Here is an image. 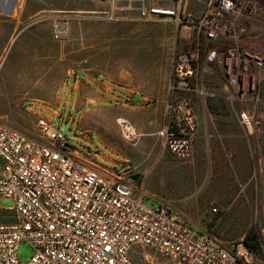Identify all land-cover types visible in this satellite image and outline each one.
I'll return each mask as SVG.
<instances>
[{"label":"built area","instance_id":"2783aa9c","mask_svg":"<svg viewBox=\"0 0 264 264\" xmlns=\"http://www.w3.org/2000/svg\"><path fill=\"white\" fill-rule=\"evenodd\" d=\"M91 1L106 6L93 11L102 19L116 20L124 11L123 0ZM137 10L140 19L180 24L192 46L172 65L169 123L161 132L172 155L190 160L191 95L200 92L194 79L219 68L236 99L264 83V0H206L197 10L187 0H142ZM53 35L59 39L63 31L56 25ZM121 129L135 135L126 120ZM135 175L127 163L102 164L90 146L70 143L43 119L32 136L0 117V264H136L135 247L151 250L149 264H161L160 257L167 264H264V228L253 244L244 237L227 244L190 227L168 203L146 204ZM3 199L12 205L2 207ZM21 242L33 249L26 261L16 254Z\"/></svg>","mask_w":264,"mask_h":264},{"label":"crops","instance_id":"0c3cea01","mask_svg":"<svg viewBox=\"0 0 264 264\" xmlns=\"http://www.w3.org/2000/svg\"><path fill=\"white\" fill-rule=\"evenodd\" d=\"M80 1L84 0H0V81L9 82V89L29 90V83L52 80V67L58 70L56 77L64 81L59 100L47 103L38 111L50 121V127L51 118L60 112L73 117L88 107L104 106L113 99L127 105L125 96L113 90L103 78L102 84L99 83L100 78L92 76L88 68L68 71L66 57L53 35L54 26L64 30V20L89 13ZM120 5L126 13L130 2L123 0ZM194 85L200 91L191 95L190 111L196 119V130L191 159L184 170L187 191L194 196L195 209L202 216L192 217L182 206L177 197L183 191L182 184L176 174L157 176L156 186L152 188L150 177L139 172L136 184L142 190L147 187L153 194L162 192V201L158 203H168L172 212L190 227L226 239L223 233L214 232L223 214L216 216L217 208L234 210V222L249 225L257 223L256 218L251 220L250 208H257L260 202L264 207V83L253 94L236 99L216 68L203 71L194 79ZM132 101L142 104L143 100L137 96ZM141 104L137 103L133 109L146 111L153 117L143 122L133 114L132 126L142 133L155 134L153 125L160 113L157 108L164 113V106ZM240 114L247 118L242 120ZM198 176L203 178L200 184H197ZM167 192L175 196L166 195ZM247 232V228L240 232L241 238Z\"/></svg>","mask_w":264,"mask_h":264},{"label":"rangeland","instance_id":"374dc122","mask_svg":"<svg viewBox=\"0 0 264 264\" xmlns=\"http://www.w3.org/2000/svg\"><path fill=\"white\" fill-rule=\"evenodd\" d=\"M143 1L149 5L155 0ZM205 1L187 0V4L197 10ZM80 2L90 12L75 14L73 19L64 20L62 27L66 33L58 39L66 57L68 71L71 68H88L92 76L100 78L99 83L102 84L103 78L113 90L125 96L128 99L125 101L127 105L122 106L113 99L104 106L88 107V110L77 112L73 117H69L68 112H60L58 116L51 118V129L65 135L70 143L90 146L104 165H132L136 173L150 177L152 188L156 186L157 176L176 174L177 180L182 184L183 191L177 194L182 206L192 217H201V212L195 209L197 203L194 196H191L186 187L184 165L188 160H181L169 152L170 155L164 147L161 135L169 123L165 103L169 96V85L172 83V65L178 54L192 47L184 40L181 25L163 17L147 20L138 18L137 8L142 0H132L127 12L119 14L113 21L102 19V14L93 13L104 10L105 5L93 3L91 0ZM56 71L58 70L52 67V80L29 83V90L9 89V82L0 81V117L19 130L32 136L38 135L39 120L48 122L38 111L47 103L54 104L59 100L64 84L62 79L56 77ZM137 96L142 97V104L132 101ZM147 102L154 107L164 106V113L157 108L160 113L156 115L158 120L153 125L156 133L148 135L134 126L135 135H128L121 129L122 120L133 125V114L143 122L151 119L153 114L133 109L137 103L143 105ZM202 179L201 176L196 177L197 184ZM143 190L146 204L157 206L158 201H162V192L153 194L147 187H143ZM169 193L166 195H174ZM1 204L2 207H10L12 200L3 199ZM250 213L251 220L256 218L257 223L242 225L234 222V210L217 208L214 214L222 216L214 232L223 233L227 238L222 240L234 245L240 241V232L246 228L255 234L259 233L264 228L263 202L257 208H250ZM16 254L20 260L26 261L33 254V249L27 243L21 242ZM151 254V250L147 248L135 247L130 258L136 264H149L146 260ZM158 259L161 264H167L163 258Z\"/></svg>","mask_w":264,"mask_h":264},{"label":"trees","instance_id":"16d2710c","mask_svg":"<svg viewBox=\"0 0 264 264\" xmlns=\"http://www.w3.org/2000/svg\"><path fill=\"white\" fill-rule=\"evenodd\" d=\"M244 241L247 244H253V243H255L256 242V234H255V232L252 231V230H249L245 234Z\"/></svg>","mask_w":264,"mask_h":264},{"label":"water","instance_id":"95a60500","mask_svg":"<svg viewBox=\"0 0 264 264\" xmlns=\"http://www.w3.org/2000/svg\"><path fill=\"white\" fill-rule=\"evenodd\" d=\"M137 178H138V176H137V175H135V176L133 177V179H134V180H137Z\"/></svg>","mask_w":264,"mask_h":264},{"label":"bare ground","instance_id":"6f19581e","mask_svg":"<svg viewBox=\"0 0 264 264\" xmlns=\"http://www.w3.org/2000/svg\"><path fill=\"white\" fill-rule=\"evenodd\" d=\"M62 31H63V33H66L64 30H62ZM257 234H258V233H257ZM257 234H256V235H257Z\"/></svg>","mask_w":264,"mask_h":264}]
</instances>
